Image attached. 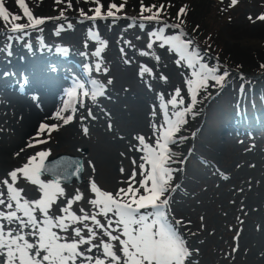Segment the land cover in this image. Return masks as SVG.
Wrapping results in <instances>:
<instances>
[{"label":"rangeland","instance_id":"rangeland-1","mask_svg":"<svg viewBox=\"0 0 264 264\" xmlns=\"http://www.w3.org/2000/svg\"><path fill=\"white\" fill-rule=\"evenodd\" d=\"M37 1L24 0V3L32 13L33 20L44 19V23L13 33V25L28 24L29 19L17 0H0L9 15L8 21L0 17V26L4 30L0 33V69L6 65L7 58H14L18 53L25 57L24 51L31 47L54 48L80 59V67L84 64L89 68L87 79L90 77L92 81L104 85V94L92 99L91 93L96 87L80 80L76 72L67 69L77 79L76 85L67 83L63 88L69 92L77 86L71 99L78 104L69 124L74 126L76 122L80 132L73 138H69L67 132L64 134L61 130L63 127L52 130L50 135L41 134L40 137H36L37 131L29 132L30 135L23 138L21 147L26 151L21 154V158L12 162L0 159V178L6 177L10 170L22 167L27 158L39 150H49L44 160L58 155L78 158L83 165L82 182L79 185L61 186L64 196L56 199L51 212L60 215L59 208L65 206L67 199L73 197L79 189L84 197L74 203L72 209L79 215L80 207L90 209L87 201L93 197L90 192L93 181L102 190L114 194L119 188L125 187L123 182L133 170L132 161L139 163L140 157L144 155L138 150L140 146L136 137L143 136L146 143H155L159 135L157 129L164 119L160 110V97L163 95V102L167 103L175 89L179 88L185 103L176 109L169 105V113L188 107L192 111L186 112V123L180 126L179 132L174 133L178 143L169 145L170 150L176 154L173 158L176 162L169 166L177 171L170 181L175 191L170 195L165 194L170 200L166 213L170 220L181 222L177 228L191 253V264H263L258 251L264 240V123L241 125L234 117L239 114L250 118L252 114L248 110L259 115L264 109L259 100L244 101L246 108L243 109V101L233 100L234 94L229 92L216 96L212 101L207 100L206 95L199 100V105L197 100L192 104L186 82L190 78L194 79L193 69L181 61L179 53L152 35L161 28L164 36L180 35L178 28L168 32L165 26L151 24V30L146 31L143 29L145 24L123 27L111 21L107 23L104 34L100 35L90 19L78 23L76 17L50 19L45 18L48 14L38 16L35 11ZM70 1L89 4L96 0ZM135 2L141 6V0H126L128 8ZM143 4L145 7H159L163 4L165 10L161 13L168 11L175 18L181 7L186 8V15L181 17L184 26L194 25L199 29L196 34L203 39V44L209 43L214 51L217 50L230 68L215 74L220 76L228 73L220 84L209 79L211 86H221L227 80L236 83L242 76L239 74L244 75L247 70L254 68L256 56L264 54V21L258 19L264 15V0H238L234 6H230L231 0H143ZM13 15L20 19L11 20ZM69 24L71 27H68ZM8 36L13 39L7 40ZM181 38L189 39L184 34ZM189 50L198 52L200 62H207V66H213L216 62L214 51L210 55L203 49L198 51L194 42ZM97 51L99 56L94 55ZM142 52L149 54L142 55ZM97 64L100 65V71L96 70ZM142 67L151 69V72L141 74ZM161 77H166V80ZM262 78L264 72L253 76L257 82H262ZM109 80L112 81L110 84ZM78 84H83L84 88H79ZM193 87L198 92L200 87L195 83ZM2 91L1 154L16 140L13 118L5 110L6 103H3L8 99L9 92ZM85 91L89 93L88 96L83 95ZM250 93L256 94L255 91ZM212 110L213 115H210ZM58 111L61 109L54 112ZM61 115L66 117L72 114L61 112ZM205 121H208V125L204 126ZM232 121L235 124L230 126ZM201 123L204 128H200ZM84 128L88 129L87 134ZM160 131L163 129L160 128ZM191 133L196 136L193 143ZM34 137L48 142L29 148L27 145L34 142ZM68 142L72 144L68 145ZM121 168L125 170L123 174ZM40 179L49 181L43 176ZM17 187L23 188L22 195L30 200L39 199L43 195L39 185L26 180H20ZM98 218L104 223L102 217ZM104 239L107 242L108 238ZM185 264H188V260Z\"/></svg>","mask_w":264,"mask_h":264},{"label":"snow or ice","instance_id":"snow-or-ice-1","mask_svg":"<svg viewBox=\"0 0 264 264\" xmlns=\"http://www.w3.org/2000/svg\"><path fill=\"white\" fill-rule=\"evenodd\" d=\"M17 2L28 17L29 23L13 25L11 28L13 33L44 23V19L33 20L32 13L25 6L24 0ZM61 2L62 0H56L58 4ZM96 2L99 3V0ZM237 2L238 0H231L230 6L236 5ZM67 6L71 8L70 0ZM123 7V4L119 7L115 3L110 4L107 17L115 16L112 9L119 12ZM101 8L102 5L97 6L94 9L95 15L87 18L101 17ZM153 8H156L155 12ZM162 10H165L163 4L159 7L156 5L145 7L141 0L140 18L159 22ZM145 12L151 14L144 16ZM182 15H186L185 7L180 8L177 18L180 19ZM60 16H64L63 11ZM0 17L5 21L9 20V15L2 4H0ZM19 19L18 16H11L13 21ZM258 19L264 21V15ZM182 23L183 20L180 19V23L171 24L170 27L181 28ZM165 26H168L166 22ZM68 27L71 25L69 24ZM183 34L181 32L176 36H164L163 28L157 33H152L156 39L162 40L164 44H168L179 53L181 61H185L187 67L193 69L194 79L190 78L186 83L191 94V103L195 104L197 88L193 87L194 83L200 88H206L209 79L220 84L228 73L217 76L215 75L217 69L201 63L199 53L189 50L193 41L183 40L181 38ZM12 39V36L7 37V40ZM148 47L151 48L152 45L149 44ZM94 55L99 56V51ZM96 70L100 71L99 64L96 65ZM150 72L151 69L146 67L141 69V74ZM161 78L166 80V77ZM111 82L108 81L109 84ZM91 83L96 87L91 93L92 99L104 94V85L98 84L95 80ZM78 87L83 89L84 85L78 84ZM68 95L74 96L75 89L69 91ZM83 95L88 96L89 93L85 91ZM177 97L180 99L178 100ZM160 99L162 101L160 110L164 118L160 128L163 131L157 129L159 135L156 136L154 144L146 143L143 136L136 137L140 146L138 150L144 155L140 157L139 163L136 160L132 161L133 170L123 182L125 187L119 188L114 194L102 190L93 181L90 185L93 197L87 201L90 209L85 210L80 207L79 215L72 210L73 204L84 197L79 189L73 197L67 199L65 206L59 208L60 215L51 212L56 199L64 196V189L60 186V173L44 163L49 150L36 151L27 158V162L22 167L10 170L6 177L0 178V264H185L186 260L191 264V253L186 247L180 229L177 228L181 222L170 220L166 213L170 200L165 194L170 195L175 191L170 181L177 171L169 166L170 163L176 162L173 159L176 154L170 150L169 145L178 143L174 133L179 132L180 126L186 123V112H191L192 108L169 113V105L176 109L178 105L185 103L179 88L175 89L174 95L167 103L163 102V95ZM75 110L72 108L73 113ZM66 111H68L67 106L51 118L61 119L66 125L73 120V115L66 117L61 115V112ZM91 115L89 111V116ZM155 115L156 113L153 112V116ZM52 130H58V126L41 123L36 137H40L41 134L50 135ZM83 131L87 134L88 129L84 128ZM33 141L27 145L29 148L48 142L46 139L35 137ZM16 155L19 156L20 153ZM120 171L123 174L125 170L121 168ZM43 173H51L54 178L44 182L40 179ZM138 175L139 179H137ZM20 180L39 185V190L43 193L42 197L30 200L23 196L24 189L17 187ZM98 217H102L104 223ZM104 237L108 238L107 242Z\"/></svg>","mask_w":264,"mask_h":264},{"label":"bare ground","instance_id":"bare-ground-1","mask_svg":"<svg viewBox=\"0 0 264 264\" xmlns=\"http://www.w3.org/2000/svg\"><path fill=\"white\" fill-rule=\"evenodd\" d=\"M24 52L25 57L18 53L19 55L14 58H7L6 65H2L0 69V90L9 92L8 99L6 98L3 103H6L5 110H8L9 116L13 118L16 138L12 146L3 150L2 154L0 152V159L4 162H7V159L12 162L21 158V154L26 151L24 147H21L23 138L28 137L29 132L33 130L38 131L41 123L63 127L61 130L64 134L67 132L69 138L77 135L81 129L76 122L74 126L69 123L65 125L63 120L51 117H54L55 110L64 109L66 106L68 111L65 113L69 112L74 116L76 110L73 113L72 108H78V104L73 103L71 96L68 95L67 89L63 88L67 83L76 85L75 80L77 79L67 69L76 72L80 80L83 79L87 83L92 82L90 77V80L87 79L89 68L84 64L80 67L82 61L76 56L73 57L54 48L38 46L31 47ZM74 88L76 89L77 86ZM233 124L235 123L232 121L230 126ZM70 144L72 142H68V145ZM18 152L19 156L16 155ZM259 247L258 253L260 252L261 262L264 264V240Z\"/></svg>","mask_w":264,"mask_h":264},{"label":"trees","instance_id":"trees-1","mask_svg":"<svg viewBox=\"0 0 264 264\" xmlns=\"http://www.w3.org/2000/svg\"><path fill=\"white\" fill-rule=\"evenodd\" d=\"M28 1V0H26ZM31 3V2H30ZM71 3V8H69L68 2H61V3H56L55 0H39L37 1V4L35 5V11L36 14L40 17H44L46 16L45 14H48L47 17L45 18H50V19H54L57 17H61L60 13L61 11L64 12V16L63 17H80V18H84V19H88L87 17H91L94 16V9L97 6H101V17H96L94 20V24L96 26V29L98 30L99 33L104 34V31L106 30V26L107 23L109 22H118L119 26H123V27H132V26H138V24H145V26H143L146 31L151 30V24H157L159 26H165V22L167 23L168 26L166 27V31L168 32H173L175 29L171 28L170 25L174 24V23H180V19L175 18V16H173L172 14H170L168 11H165L160 14V20H162L163 22H156V20H154L153 22H149V21H145L144 19H141V13L139 12L141 9V6H138V2H135L131 5L130 8H128L129 5L126 4V0H99V3H97L96 1L93 3H89L87 4V2H83L81 1V3H74L72 1H70ZM115 3L118 7L123 4L124 7L117 12L116 9H112V11L115 13V16L112 18L113 20H109L107 17V11L109 10V5ZM139 10V11H138ZM156 11V8H153V12ZM83 13V15L81 14ZM151 13H143L144 16H148ZM99 18V19H98ZM141 20V21H140ZM136 24V25H135ZM181 28L184 29L185 34H187L189 36V38H191L193 40V42L196 44V46L198 47V49L200 51H205L208 54H211V51H214V49H212L209 43L203 44L204 41L203 39L200 37V35L198 36L197 33V29L196 27H194V25H190L189 27H185L184 26V22L181 25ZM3 29L0 26V32H2ZM109 31H111V29L109 28ZM70 41V40H68ZM203 47H201L200 46ZM203 45L208 46L207 48H204ZM217 47V46H214ZM203 49V50H202ZM215 55V61H219V64H216L215 62V69H218V73L222 72L223 68H229L228 63H226L223 59L222 56L220 55V53L215 50L214 51ZM255 62H254V68H251L252 70H247V72L244 73V75L246 76L245 78H240L236 80V83L233 81H228L226 83H224V85L222 86H211V83H208L206 88H200L197 92V104L199 103V100L207 95V100H214L213 98H216V96L218 97L220 94H224V93H228L230 92V94H234L233 96V100H238V101H243L242 104H244V101L247 102L250 100H253L250 92H256L258 94L261 93L262 89L264 88V78H262V82H257L253 79V76L264 72V54L262 55H257L255 58ZM211 68V67H209ZM242 74V73H241ZM243 75V74H242ZM243 75V76H244ZM244 79V80H243ZM243 80V81H242ZM255 97L254 100L255 101ZM231 98L228 100L230 101ZM253 103V102H252ZM219 104V103H218ZM199 105V104H198ZM204 105V104H203ZM206 105H204L205 107ZM224 108V104L222 105V109ZM246 108V104L243 105V109ZM206 109V107H205ZM216 109V106L215 108ZM205 111V110H204ZM251 112V110H249ZM254 111V110H253ZM214 110H212L209 114L213 115ZM209 115V116H210ZM236 116H241L239 114H236ZM209 119V117H208ZM207 119V120H208ZM261 119L260 115H257L255 112L253 113V116L249 119V124L252 123H256ZM209 121V120H208ZM208 121H205V125H208ZM203 123L199 124L200 128H204V126L202 125ZM199 132V130H198ZM192 134V133H191ZM195 133H193L192 135V143L194 142V140L196 139L195 137Z\"/></svg>","mask_w":264,"mask_h":264},{"label":"water","instance_id":"water-1","mask_svg":"<svg viewBox=\"0 0 264 264\" xmlns=\"http://www.w3.org/2000/svg\"><path fill=\"white\" fill-rule=\"evenodd\" d=\"M45 165L54 168L56 172L60 173V185L70 186L75 183L79 185L82 182V165L78 158L58 155L44 161ZM41 176L53 179L51 173H43Z\"/></svg>","mask_w":264,"mask_h":264}]
</instances>
